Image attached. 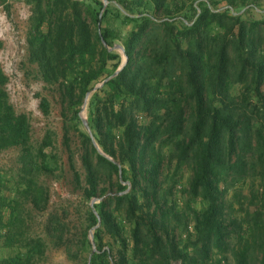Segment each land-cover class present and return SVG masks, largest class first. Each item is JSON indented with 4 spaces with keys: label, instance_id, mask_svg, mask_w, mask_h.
<instances>
[{
    "label": "trees",
    "instance_id": "16d2710c",
    "mask_svg": "<svg viewBox=\"0 0 264 264\" xmlns=\"http://www.w3.org/2000/svg\"><path fill=\"white\" fill-rule=\"evenodd\" d=\"M24 1L27 61L60 106L73 188L83 202L122 192L94 203L100 224L89 264H264L262 0ZM0 2L9 9V0ZM258 7L260 17L244 16ZM115 44L126 62L94 89L124 60ZM7 81L0 65V152L18 150L11 173L0 170V264H42L49 246L88 264L89 230L98 223L92 207L77 244L65 209L48 212L39 232L30 229L25 207L48 210L43 177L61 162L53 131L33 141ZM87 92L93 137L120 166L84 127ZM40 95L48 114L51 101ZM167 163L175 168L163 176ZM182 166L190 170L185 185L176 172Z\"/></svg>",
    "mask_w": 264,
    "mask_h": 264
},
{
    "label": "rangeland",
    "instance_id": "374dc122",
    "mask_svg": "<svg viewBox=\"0 0 264 264\" xmlns=\"http://www.w3.org/2000/svg\"><path fill=\"white\" fill-rule=\"evenodd\" d=\"M10 7H6L0 2V65L8 76L6 89L9 94V99L18 112L26 113L31 122L32 139L38 142L46 132L51 130L55 137V151L60 156L61 168L54 176L43 177L49 187L50 201L47 211L40 212L31 210L26 206V214L28 223L32 231L39 232L45 222L48 212L52 210L65 209L67 212V220L70 223L69 237L73 244H77L80 233V224L84 217V212L88 207H91V200L83 202L80 192L73 188L71 183V171L68 164V153L64 145L62 131V117L60 115V106L57 102L54 92L44 89L43 82L36 76V66L27 61V44L26 36L28 30V20L31 14L30 5L24 0H9ZM264 5V0L261 1ZM245 17H260V8L245 12ZM118 52L121 53L119 49ZM46 95L50 101V111L44 114L40 109L41 95ZM87 116V109L84 113ZM70 145L74 152L75 164L78 170L83 172V167L80 161V139L77 134L72 133ZM18 150L15 148L7 149L0 152V170L4 174H10L15 168ZM175 168V163H167L163 170V176L170 174ZM179 178V183L187 184L190 176V170L186 166H182L176 170ZM107 177L102 176L101 186H109ZM109 192L106 191L102 196L106 197ZM244 192H247V185L244 187ZM106 195V196H105ZM102 196L96 197L95 202H99ZM183 199L179 198L178 205L182 206ZM198 208L203 206V203L198 201L194 204ZM109 237H104V242L107 243ZM108 247V245H107ZM3 250L0 248V255ZM42 264H83V257L76 260L70 259L64 248H55L49 246L47 249L46 261ZM174 264H179L174 263Z\"/></svg>",
    "mask_w": 264,
    "mask_h": 264
},
{
    "label": "water",
    "instance_id": "95a60500",
    "mask_svg": "<svg viewBox=\"0 0 264 264\" xmlns=\"http://www.w3.org/2000/svg\"><path fill=\"white\" fill-rule=\"evenodd\" d=\"M103 2H104V5H106V4L109 2V0H103ZM105 44H106V43H105ZM112 48H113V49H119V50L121 51V53L123 54V56H124V60H123V62L120 64V66L116 69V71H115L111 76L105 78L101 83L97 84V85L94 87V89L97 88V87H99V86H101V85H103L104 82H105L106 80H108L109 78L115 76V75L120 71V69L124 66V64H125V62H126L127 56H126V54H125V52H124V48L122 47V45H120V44H115ZM110 49H111V48H110ZM89 96H90V92H87V94H86V96H85V98H84L83 105H82V107H81V111H80V116H81V119H82V121H83L84 127H85V129L87 130L89 136H90L91 139H92V142L94 143V145H95V147L97 148V150L99 151V153H101L102 155L106 156V157H107L108 159H110L111 161L116 162L111 156L107 155V154H106L104 151H102V149L98 146L97 142L95 141V139H94V137H93V134H92V131H91V129H90V126H89V124H88L87 116H86L85 114H83V113H84V110H85L86 107H87V102H88ZM116 163L119 165L118 162H116ZM119 166H120V165H119ZM121 172H122V170H121V168H119V175H120V176H121ZM126 183L129 184L128 182H126ZM128 189H129V187H128L125 191H127ZM125 191H124V192H125ZM121 193H122V192H109L108 194H121ZM108 194H106V195H108ZM106 195H105V196H106ZM103 197H104V196H102L101 198H103ZM95 200H96V198H92V199H91V207H92L93 211L96 213V215H97V217H98V223L96 224V226L92 227V228L89 230V238H90V241H91V244H92V250H91V253H90L89 257H88V264L90 263V258H91L92 253H94V252L97 250V249H96L95 242H94V234H93V231H94V229L100 224V218H99V216H98V214H97V212H96V210H95V207H94Z\"/></svg>",
    "mask_w": 264,
    "mask_h": 264
}]
</instances>
